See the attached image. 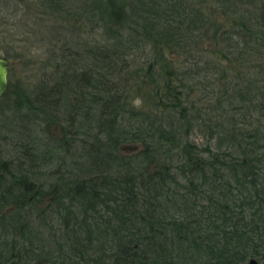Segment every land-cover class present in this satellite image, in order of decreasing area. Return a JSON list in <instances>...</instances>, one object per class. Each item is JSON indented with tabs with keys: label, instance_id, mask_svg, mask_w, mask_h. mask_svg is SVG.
Returning <instances> with one entry per match:
<instances>
[{
	"label": "trees",
	"instance_id": "obj_1",
	"mask_svg": "<svg viewBox=\"0 0 264 264\" xmlns=\"http://www.w3.org/2000/svg\"><path fill=\"white\" fill-rule=\"evenodd\" d=\"M241 3L80 0L101 45L74 64L65 53L55 84L14 91L46 131L59 124L61 157L40 180L37 136L0 153V264H264V3ZM64 4L0 0V56L30 53L19 32ZM192 51L215 55L221 83L206 100ZM200 127L204 147L190 136Z\"/></svg>",
	"mask_w": 264,
	"mask_h": 264
},
{
	"label": "rangeland",
	"instance_id": "obj_2",
	"mask_svg": "<svg viewBox=\"0 0 264 264\" xmlns=\"http://www.w3.org/2000/svg\"><path fill=\"white\" fill-rule=\"evenodd\" d=\"M64 1L70 5L71 9L64 4L65 8H61L58 13L54 11L51 12V10H49V14H41L39 12V14L36 15L38 18L34 21L35 23L33 25L29 21L31 23L29 26L30 29L26 32L23 31L24 33L21 31L19 32L18 37L24 40L21 44L32 41L29 44L31 49L30 53L24 51L25 44L23 47H19L21 51L16 48L14 49V47H9L10 53L8 57L5 58L12 61L9 69L10 74L8 75V82L10 80L12 84L11 93L6 96L1 95L0 97V153L4 155L6 159H11L14 155L19 156L17 153V148H19L17 147V141L19 142L22 140L23 142H27L29 139V141L32 142L36 139L33 138L37 136V139L33 141V143L37 144L34 150L36 154L34 161L35 163L36 161L39 162V159L44 161L42 164L43 166L40 167L45 175L42 176L40 180L52 178L54 176L52 172L57 169L60 163V151L56 148L55 144L51 142L54 136L60 134V132H58L60 126L56 123L58 128H54L52 124L47 127V129L50 130L46 131V120L44 119L43 113L38 111H34L33 113L28 112L23 106L20 108L21 110L17 109L15 107L18 105L16 103L18 99L16 97L17 92L14 91L20 89L32 96V94H35L34 91L37 85L40 84L39 80H41L43 76L45 78L47 77L48 86L55 84L58 81L56 78L58 77V71L62 73L64 68V66L63 68L59 66L56 72L57 75L55 76L53 72L56 71V62L61 64V62H68L69 59L72 60L73 58H71V56H66L68 52H74L75 55H77V59L73 61V64L78 61H84L87 56L85 48L88 47V45L92 47L96 44L101 45L103 40V36L96 29L97 27L95 26L94 20H88V17L85 16V18L83 14L79 15L80 13H78L77 5H79L80 0ZM261 3H264V0H242L241 4L243 7L253 12L257 7L258 9L261 7ZM27 9L28 8H26V10ZM33 10L34 8H32L31 11ZM0 49L3 51V48ZM192 52L194 55L192 57L189 56L187 60L189 67H193L195 64V69L200 70L202 68L198 72L199 75H196L191 81L198 85L197 90L194 92L197 95L195 98H203L206 100L212 97L211 90L216 88L217 91L221 83L217 80L216 76L215 55L212 52H210V54H204L201 51L198 53L196 51ZM15 53L26 54L24 57L21 55L19 59L14 61L12 57ZM63 54L65 56H63ZM133 55L135 54L133 53ZM206 59L209 61L208 67L204 66L206 63L205 61H207ZM252 63L253 61L250 58H245L240 70H246V66H251ZM230 82L233 84V82L236 81L233 80ZM53 105H56V101H53ZM50 112H52L54 116L56 115L58 120L63 119L64 113L62 111H56L54 109ZM255 115H252V118L249 121L245 120V122H251L253 118L255 119ZM237 117H240V115ZM242 119L243 115L240 120ZM204 128L205 127L193 129L190 135L192 141L194 140L199 147H204L209 139L208 133L206 132L207 130ZM47 133L50 134V140L47 137Z\"/></svg>",
	"mask_w": 264,
	"mask_h": 264
},
{
	"label": "water",
	"instance_id": "obj_3",
	"mask_svg": "<svg viewBox=\"0 0 264 264\" xmlns=\"http://www.w3.org/2000/svg\"><path fill=\"white\" fill-rule=\"evenodd\" d=\"M11 60H7L5 58H2L0 56V97L1 95L5 94V91L7 89V86H9L8 82V75L10 74V64ZM130 149L131 147H127ZM258 261L255 260L253 257L250 259V264H257Z\"/></svg>",
	"mask_w": 264,
	"mask_h": 264
}]
</instances>
